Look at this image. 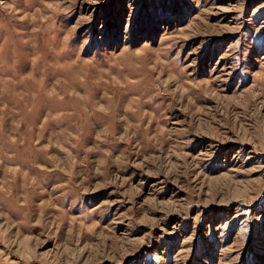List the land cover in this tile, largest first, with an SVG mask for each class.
<instances>
[{
    "label": "rangeland",
    "instance_id": "obj_1",
    "mask_svg": "<svg viewBox=\"0 0 264 264\" xmlns=\"http://www.w3.org/2000/svg\"><path fill=\"white\" fill-rule=\"evenodd\" d=\"M0 264H264V0H0Z\"/></svg>",
    "mask_w": 264,
    "mask_h": 264
}]
</instances>
